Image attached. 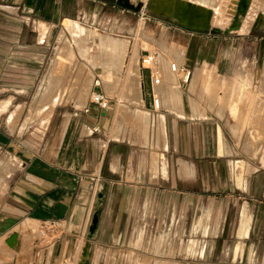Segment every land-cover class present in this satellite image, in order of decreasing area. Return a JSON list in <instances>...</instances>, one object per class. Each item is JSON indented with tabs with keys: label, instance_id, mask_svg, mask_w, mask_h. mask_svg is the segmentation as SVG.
I'll return each instance as SVG.
<instances>
[{
	"label": "crops",
	"instance_id": "obj_1",
	"mask_svg": "<svg viewBox=\"0 0 264 264\" xmlns=\"http://www.w3.org/2000/svg\"><path fill=\"white\" fill-rule=\"evenodd\" d=\"M130 13L117 0H0V93L40 97L51 77L47 64L54 36L65 22L112 32L125 20L126 32H133ZM163 17L170 20H153L157 32L163 27V35L155 32L162 38L155 36L152 52L141 48L140 58L160 53V42L171 40L182 49L180 63L192 69V76L203 64L226 76L239 58L262 56L264 26L246 32L237 30L242 26L204 30ZM39 29H48L42 39ZM140 82L125 83L124 102L129 108H148L150 103L152 110H163L152 124L161 136L159 150L110 138L103 129L94 131L98 120L101 124L95 105L52 104L42 133L23 129L22 123L11 131L16 113L12 122L10 115L3 119L0 149L18 166L0 196V238L8 240L21 224L27 228L58 220L71 232L55 242H38L35 250L43 254L40 264H62L78 246L81 234L76 229L89 226L94 208L89 211L87 203L90 177L99 176L104 205L84 262L86 239L81 246L79 264H121L123 250L149 264H264V170L235 158V143L221 122L194 116L187 95L181 98L175 88V101H168L164 81L159 88L148 75L144 86L142 78ZM153 92L159 110L152 104ZM252 102L243 107L251 110ZM180 107L183 113L175 110ZM136 115L142 118L143 113L137 109ZM144 119L147 125L148 114ZM22 238L18 236L12 250H20Z\"/></svg>",
	"mask_w": 264,
	"mask_h": 264
},
{
	"label": "rangeland",
	"instance_id": "obj_2",
	"mask_svg": "<svg viewBox=\"0 0 264 264\" xmlns=\"http://www.w3.org/2000/svg\"><path fill=\"white\" fill-rule=\"evenodd\" d=\"M117 3L120 7L127 8L132 12L130 13L129 18L131 20L130 23H132L130 25L133 28V32H126L125 20L117 30L112 32L98 28L97 26H87V24L80 23L79 21L77 23L74 21H68L64 23V26H59L56 31L57 33L54 36L55 42L52 46L50 60L47 64V70L48 73L51 74L50 79L54 82V85H51V90L44 95V99H41L43 102L38 100L39 97H36L35 94H30L29 92L23 94H15L13 92L0 93V101L9 102L3 109L6 110V112L0 114L1 128H4L2 123L3 119L10 115L9 118L12 122L11 118L14 113H16L14 122L11 125V131H14L17 126L19 128V125L22 123L23 129L25 128L30 132L36 131L42 133L43 128H45L46 125V114L48 115L50 112L49 110L53 101V104L68 102L76 106L80 105V107L87 104L88 107H94V105L90 103L91 92L94 90H102L110 98V111L108 112V117L111 115L112 119L101 118V125L105 128L102 129L106 131L105 133L108 137L127 140L126 142H129L130 144H145L150 151L153 149L159 150L161 148V143L159 142L161 136L157 127L152 124L157 114L163 112V110H152L150 103H146L148 108H145L142 105H133L131 106L132 108L127 107L124 102V100L127 99L125 97V83H128L131 79H133L134 84L138 82L139 78L134 77H139L138 67L139 62L141 61L139 52L141 48L150 49L151 52L154 51L153 45L156 44V33H161V35L164 34L162 26L159 27V32H157L158 25L153 20L160 19L162 22L170 20L163 17L166 16L176 22L179 21L170 15H165L162 11L155 9L153 6V0H117ZM104 27L105 26H103V28ZM218 28L221 29L220 27H214V29ZM39 30L42 39L48 29H45L44 31L41 29ZM84 30L86 32L96 33L101 37L100 40H97V45L92 40H89L90 42L88 40L85 41V44L91 47H87V49H89L91 55L93 54L92 57H94V60L97 63L95 66L82 54L86 47L77 43V35H80L83 38L85 37V34L83 33ZM223 30L226 29L223 28ZM237 30L246 32L243 28ZM157 36L161 37L159 35ZM130 41L134 44L131 45ZM113 42H119L120 44L118 46L120 47H116L117 45L112 44ZM160 43V56L163 57L162 55H164L165 58H167L161 60L163 81L166 83L163 89L167 91L165 99L167 96H172L171 98L175 101V88L181 98V94L187 95L191 105L194 107L193 110L196 109V113H193L194 116L211 117L221 122L222 129L230 140L235 143L236 151L239 154V156H236L235 158L244 159L250 162L255 168L264 170V119H258L260 122L254 124L256 127H252V108L251 110L240 108V110L244 111L243 115L238 117V120L240 119L239 121L231 114L229 108L238 95H243L242 93L247 94L248 98L246 102L243 101L240 103L241 106L247 105V103L252 100L253 105L255 97L259 93V95L264 97V93H261L264 90V48L262 49V56L257 59L239 58L235 67L230 69L226 76L222 73L218 74L215 67L211 65L203 64L197 67L193 72L192 78H190L189 82L186 84V88H184L181 93L176 86V74L172 71L170 65L171 62H182L183 55L181 54H183V51L171 40L163 42L164 44L162 42ZM60 45L61 49L69 50L71 55L70 58V56L65 53V56L62 59L63 64H61V66L55 61L58 47ZM123 47L125 50L124 52H121L124 49ZM136 48L138 53H136ZM253 49H255V47H253ZM114 63L116 64L114 65ZM135 63H138V65L136 66ZM107 66H112L109 71L110 78L108 79L114 83L113 87L110 85L113 89H111L110 86H107V82L104 81V78L101 75L105 71L103 70L105 69L104 67ZM134 66L135 68H133ZM88 67L96 70L92 72ZM49 69H52V72H50ZM133 69L138 71H133L135 72L134 74L132 72ZM82 71H84V73ZM98 74L101 78V84L99 86L95 85ZM129 75H131V77ZM57 84L59 87L56 86ZM56 87L59 88V90L56 89ZM86 87H88V90ZM255 89L259 92L256 95L254 94ZM83 90H86V93ZM160 90L162 92V87ZM244 90H246V92ZM161 92H158V95H160ZM13 96H15V99ZM5 97L6 99H4ZM48 98L49 101L47 102L46 100H48ZM220 98H222L223 101ZM78 101L80 102L78 103ZM42 103L44 104L42 105ZM10 104L12 105L10 106ZM8 106L10 107L7 108ZM171 107L172 110H174V106L172 105ZM137 109L142 111V118L137 117ZM175 110L183 113L181 107ZM2 111H0V113ZM145 113L148 114L149 117L147 125L144 119ZM248 114L249 119L246 118ZM37 121H40V123L35 124ZM145 131H147V136ZM154 138H157L156 145H154ZM17 166L16 159L8 154L6 150L0 149V196L4 193L9 177ZM59 231L61 232V230ZM60 232L55 231V234H60ZM76 232L86 234L84 237L86 239V244L87 241L90 242L93 240H89L87 237L88 228L76 229ZM15 234L23 237V244H21L20 250L16 252L11 249L12 246L8 244V240L1 237L0 264H40L43 259V254L37 255L35 250L36 243H41L44 240H46V242H52V234L47 232L42 226H37L35 224L27 228H24L23 224H21L17 227V233ZM79 238L81 239V236H79ZM51 245L52 244H50V246ZM11 251H13L12 254ZM51 253L52 247L50 248V254ZM107 254L109 255V253ZM119 259L121 264H149V262L141 259V257L139 258L136 256L131 250H123L120 252Z\"/></svg>",
	"mask_w": 264,
	"mask_h": 264
},
{
	"label": "bare ground",
	"instance_id": "obj_3",
	"mask_svg": "<svg viewBox=\"0 0 264 264\" xmlns=\"http://www.w3.org/2000/svg\"><path fill=\"white\" fill-rule=\"evenodd\" d=\"M153 6L158 11L160 10L165 15H170V16L174 17L180 23L185 24L186 26H189L191 28H199V29H204L205 30V29H212L214 27H220L221 29L224 28V29H230L231 30V29H236V28L242 26L243 30L249 31L254 26H264V0H231V2H230V0H153ZM70 31H72V30H70ZM83 33L85 34L84 38L82 36H80V35H77V37H78L77 38V43L82 44L84 47H86V49L82 52V54H83V56L85 58H87L95 66L97 63L94 60V57H92L93 54L91 55V52L89 51V49H87V47H89V46L85 44V41L86 40H88V41L92 40L97 45V40H100L101 37L98 36L96 33L86 32L85 30H84ZM63 37H65V36H63ZM87 44H88V42H87ZM112 44L117 45L116 47H120V46H118L120 44L119 42H113ZM126 47H127V45H126ZM89 48H91V47H89ZM137 48H136V51H137L136 53H138ZM124 50H125V48L121 52H124ZM65 53L68 54L70 56V58H71L70 51L67 50V49H61V45H60L58 47V53L56 55V60H55L58 65L60 64V66H61V64H63L62 63V59L65 56ZM181 55H183V54H181ZM162 59H164V58L162 57L161 60ZM96 60H97V58H96ZM115 64L116 63H114V65ZM135 64H136V66L138 65V63H135ZM145 64L146 63L142 64V61H141L142 67L146 66ZM171 64H172V62H171ZM54 65H55V63H54ZM110 65H111V63H110ZM115 67H114V69H115ZM104 68L105 69H103V70H105V71L102 73L104 81L107 82V86L108 87L110 85L113 87L114 83L110 79H108V78H110L109 71H110V68H112V66L111 67L107 66V67H104ZM133 68H135V66ZM51 70H50V72H52ZM135 70L136 69H133L132 72L135 71ZM137 71L138 70H136V72ZM133 73L135 74V72H133ZM134 78H139L137 83L138 84L140 83V85H141V82H140L141 81L140 68H139V77L137 76V77H134ZM53 80H55V79H53ZM53 83L54 82L53 81L51 82V79H50V81L48 83V86L46 85L47 89H45L46 87L42 88L43 92L40 95V97L38 98V100L41 101V99L44 97V95L49 90H51L50 88H52L51 85H54ZM56 86H58V84ZM84 87H85V85H84ZM112 87H111V89H113ZM87 88L88 87H86V89ZM56 89L59 90V88H57V87H56ZM244 91L246 92V90H244ZM263 93H264V90H263ZM57 94H58V92H57ZM242 94H243L242 96L238 95L237 98L233 101L232 105H230V107H229L231 114L234 117H236L237 120H238V117L243 115V111L244 110H240V108H245L246 109V107H243L244 105L241 106L240 103L243 102V101L246 102L247 98H248V95L245 94V93H242ZM171 97L172 96H170V97L167 96L166 100L173 102L174 99H172ZM139 98H140V96H139ZM220 99H222V98H220ZM46 101L48 102L49 98ZM156 101H158V100L156 99ZM222 101H223V99H222ZM41 102H43V101H41ZM53 102H52V104H53ZM8 103L9 102H6V101L0 102V111L3 108H5L8 105ZM43 104L44 103H42V105ZM34 107H35V105H34ZM251 108H252V112H251L252 123L251 124H252V127H256V125H254V124L257 123V122H260V121H258V119H264V97L262 95L257 94L256 97H255L254 104L252 105ZM109 111H110V108L104 114V119H110V116L108 117V112ZM195 115H197V114H195ZM17 239H18V237H17ZM16 241H14L12 243L8 242V244L13 247L14 244L16 243Z\"/></svg>",
	"mask_w": 264,
	"mask_h": 264
},
{
	"label": "built area",
	"instance_id": "obj_4",
	"mask_svg": "<svg viewBox=\"0 0 264 264\" xmlns=\"http://www.w3.org/2000/svg\"><path fill=\"white\" fill-rule=\"evenodd\" d=\"M131 45L134 43L132 41ZM142 64L146 63V66L140 68L141 71V78L142 84L144 86L145 76L148 75L153 86L159 87L163 83V74L161 69V59L160 53L153 52L147 53L141 58ZM172 71L177 75V83L176 86L178 88H185L186 84L189 82L192 76V69L183 65L178 62H172L171 64ZM100 75H97V79L95 81V85L99 86L100 83ZM155 93L153 92V105L154 108L159 110L161 107H158V101L155 99ZM90 103L95 105L98 109V118H103L106 111L109 109L110 106V98L102 91V90H94L91 92L90 95ZM85 111H88V107L85 108ZM100 123V120H98ZM97 124L93 130L98 131L99 129H105L101 124ZM84 178V176L82 177ZM90 179L92 180V184L89 188V198H88V208L89 211L92 210L94 206V202L96 199L97 191H98V181L99 176H91ZM42 227L45 228L47 232L52 234V242L57 241L62 234L71 232L67 226L60 223L58 220H45L42 223ZM61 230V232L59 231ZM55 231L60 232V234H55ZM81 239L78 242V246L74 254H72L69 258H67L62 264H79L80 262V253H81V246L83 244V240H85V233L80 232Z\"/></svg>",
	"mask_w": 264,
	"mask_h": 264
},
{
	"label": "water",
	"instance_id": "obj_5",
	"mask_svg": "<svg viewBox=\"0 0 264 264\" xmlns=\"http://www.w3.org/2000/svg\"><path fill=\"white\" fill-rule=\"evenodd\" d=\"M104 205V194H103V189H99L96 195V202L93 208L92 216L90 219V223L88 226V234L87 237L89 240H92L96 237L97 230L99 227V210L103 207ZM17 234H13L10 236L8 239L9 243H12L17 240ZM89 251V242L86 244V246L83 248V253H82V262L86 260V257L88 255Z\"/></svg>",
	"mask_w": 264,
	"mask_h": 264
}]
</instances>
